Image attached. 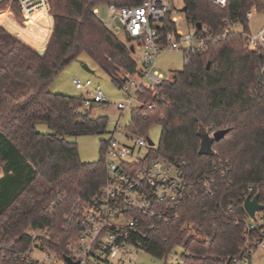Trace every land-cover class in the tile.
<instances>
[{"label": "trees", "instance_id": "obj_1", "mask_svg": "<svg viewBox=\"0 0 264 264\" xmlns=\"http://www.w3.org/2000/svg\"><path fill=\"white\" fill-rule=\"evenodd\" d=\"M184 4L187 24L196 29L200 23L212 33L232 25H242L248 33V12H264V0H230L225 8L208 0ZM10 5L22 22L17 4L10 0L0 2V14ZM50 12L54 30L45 34L49 41L43 56L0 26V264H30L14 255L30 247L32 231L46 234L42 245L63 260L79 235L76 221L67 217L95 197L106 181L104 141L101 159L85 164L77 144L64 137L105 133L108 119L93 118L95 107L84 110L83 96L52 93V81L82 54L119 88L123 74L137 70L134 52L105 28L88 2L51 1ZM39 13L46 14L31 16ZM171 18L170 13L159 30L162 37L175 30ZM263 66L264 55L247 47L243 33L233 31L191 56L189 65L163 82L159 96L140 92V100L157 103L158 110H133L130 129L145 134L160 125L158 156L180 165L189 182L178 220L142 218L149 233L146 253L167 260L181 247V264H227L243 247L248 188H254L264 206ZM39 123L53 134L39 133ZM202 129L209 135L226 132L212 144L213 156L200 153ZM205 175L215 178L213 197L199 193Z\"/></svg>", "mask_w": 264, "mask_h": 264}, {"label": "built area", "instance_id": "obj_2", "mask_svg": "<svg viewBox=\"0 0 264 264\" xmlns=\"http://www.w3.org/2000/svg\"><path fill=\"white\" fill-rule=\"evenodd\" d=\"M2 0H0L1 2ZM51 1L66 0H10L17 4L25 22L34 12H50ZM91 5L95 17L106 29L123 35L131 40L141 53L140 65L133 75L122 77L124 98L118 104L121 112L142 109L155 112V102H142L140 92L150 91L159 96L164 75L157 68L158 56L164 51H178L184 55L185 66L191 62V56L203 52L209 46L224 41L235 31V26L227 27L219 33H212L202 26L198 34L196 29L188 33L180 30L182 18L175 16L167 0H82ZM219 8H225L230 0H208ZM256 10L249 11V23ZM172 14L175 30L164 37L160 29L165 18ZM104 16V18H102ZM13 16V14H12ZM119 24V28L115 24ZM229 23L228 21L226 22ZM246 45L264 55V24L256 33H245ZM134 52L136 50L135 47ZM264 73V66L261 69ZM77 90L83 92L82 108L90 110L96 105L107 104L108 99L100 86L93 87L91 80L82 83L74 80ZM148 115V113H145ZM147 133V132H146ZM145 134L133 132L128 123L125 126L118 121L104 141L103 156L106 165V181L100 192L88 202L77 205L67 217L76 221L79 232L74 244L68 246L65 257L79 264H136L134 257L146 252L148 227L142 223L143 217L159 218L164 222L178 220L181 216V201L189 191V182L180 165L158 156L159 146H154ZM214 133L209 136L213 137ZM216 169V168H214ZM224 176V173L223 175ZM199 193L213 197L216 193L215 178L205 175L200 180ZM255 197L253 187L244 195L245 201ZM248 215V214H247ZM153 230V226L149 227ZM32 243L25 252L14 255L15 259L30 264H67L59 259L55 252L42 245L46 234L32 231ZM39 252L43 259L35 256ZM264 259V211L248 215L245 223L244 245L227 264H261ZM260 261V263H259Z\"/></svg>", "mask_w": 264, "mask_h": 264}, {"label": "rangeland", "instance_id": "obj_3", "mask_svg": "<svg viewBox=\"0 0 264 264\" xmlns=\"http://www.w3.org/2000/svg\"><path fill=\"white\" fill-rule=\"evenodd\" d=\"M171 10L175 13V16H178L183 19L180 23V30L183 33H188L192 30V28L187 24L185 20V16L182 12L184 9V0H167ZM255 9H252L253 11ZM3 13L13 14V18L17 24L21 27L24 26V17L23 21L20 22L16 20L15 15L13 13V9H11V5L8 9ZM1 13V14H3ZM42 13V12H41ZM0 14V15H1ZM40 14V13H39ZM38 14V15H39ZM31 16L28 15V19L31 21H42L44 22L43 18L40 16ZM50 16V24H45L51 29L53 34L54 30V18L49 12ZM103 15L102 18H104ZM51 18L53 20V30L51 25ZM264 24V12L258 13L255 12L253 18L250 22V30L253 33H256ZM115 27L119 28V24H115ZM236 32H243L244 28L242 25L235 26ZM9 32V31H8ZM11 33V32H10ZM12 34V33H11ZM14 35V34H12ZM15 36V35H14ZM18 38L17 36H15ZM30 38L32 40L37 39L36 34H30ZM19 39V38H18ZM51 39V38H50ZM119 39L125 43L129 48L135 47L136 50L132 53V57L135 62L140 65L141 62V49L132 43H129L125 40L123 35H119ZM20 40V39H19ZM49 40H45L40 44V48H43L44 45ZM24 43V42H23ZM49 44V43H48ZM28 46V45H27ZM48 46V45H47ZM44 49V48H43ZM47 49V48H46ZM46 49L44 51H46ZM37 51V50H35ZM184 55L182 52L178 51H164L161 52L158 56L156 68L157 70L164 75V79L169 81L173 77V73L175 71H180L184 68ZM87 67L89 71L85 69ZM127 76L123 74V77ZM74 80H80L82 83H85L87 80H91L93 83V87L100 86L101 90L104 92L105 96L108 99V103L105 105H96L95 108L92 109V117L99 118V117H106L108 119V127L105 133L97 134V135H81V136H65L64 139L70 143H75L78 146L80 160L87 164L97 162L101 159V151L103 146V141L109 139V132L114 129L115 124L120 121L122 126H125L129 123L131 118V111L127 110L126 112H121L117 109L118 104L123 100L124 94L123 91L116 86L112 79L101 71L97 65L86 55L82 54L77 61L73 62L69 65L59 76H57L50 85V91L52 93L63 94L68 96H75V97H82L84 96L83 92L77 90L74 86ZM37 131L41 134H53L50 128L46 124L39 123L36 125ZM147 138L151 141L154 146H159L161 137H162V127L160 125H153L146 133ZM4 175L3 169L0 167V178ZM183 249L181 247L176 248L173 253L169 256L167 260L165 259H157L146 252H139L135 257L136 264H181L180 257L183 254ZM35 256L38 258L43 259V255L39 252L35 253ZM119 260H115L113 264H119ZM260 263V261H259ZM61 264V263H59ZM261 264H264V259L261 261Z\"/></svg>", "mask_w": 264, "mask_h": 264}, {"label": "crops", "instance_id": "obj_4", "mask_svg": "<svg viewBox=\"0 0 264 264\" xmlns=\"http://www.w3.org/2000/svg\"><path fill=\"white\" fill-rule=\"evenodd\" d=\"M45 24L47 23L39 20L30 22V20L28 19L25 22V27L23 28L16 23L11 14L3 13L0 15V26L4 27L7 31L17 36L26 45L37 51L43 50V48H40V44L43 42V40H49V37L46 38L45 34L46 32L51 31V29H48V26H46ZM33 33L37 35V39L35 40H32L30 38V34Z\"/></svg>", "mask_w": 264, "mask_h": 264}, {"label": "water", "instance_id": "obj_5", "mask_svg": "<svg viewBox=\"0 0 264 264\" xmlns=\"http://www.w3.org/2000/svg\"><path fill=\"white\" fill-rule=\"evenodd\" d=\"M196 29L201 30L202 24H200V23L197 24ZM131 50L134 52L133 47L131 48ZM37 52L40 56H43L45 54V51H37ZM210 66H211V64L209 63L207 68L209 69ZM85 69L87 71H89V69L87 67H85ZM89 72H91V71H89ZM199 134L203 138L200 153L204 156H213L214 151L212 150V144L214 142H219L225 136L226 132L225 131H219V132L214 133L213 137H210L209 134L206 132V130L202 129L199 132ZM244 209H245L246 213L249 215V217L251 219H254L256 213L264 211V206L259 203V197L255 196L253 199L248 198L245 201ZM64 260L67 264H79V262H73L68 257H65Z\"/></svg>", "mask_w": 264, "mask_h": 264}, {"label": "bare ground", "instance_id": "obj_6", "mask_svg": "<svg viewBox=\"0 0 264 264\" xmlns=\"http://www.w3.org/2000/svg\"><path fill=\"white\" fill-rule=\"evenodd\" d=\"M41 14H39L38 16H40ZM41 17L43 18V20H44V22L45 23H48L49 24V16L47 15V14H42L41 15ZM51 25H52V30H53V20H52V23H51ZM44 41V40H43Z\"/></svg>", "mask_w": 264, "mask_h": 264}]
</instances>
